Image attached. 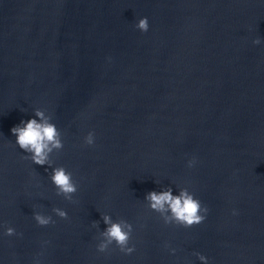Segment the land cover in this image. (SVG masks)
<instances>
[{"label":"water","instance_id":"water-1","mask_svg":"<svg viewBox=\"0 0 264 264\" xmlns=\"http://www.w3.org/2000/svg\"><path fill=\"white\" fill-rule=\"evenodd\" d=\"M37 107L62 133L51 158L73 172L72 201L12 142ZM169 184L206 219L148 209L145 193ZM101 213L133 224V253L97 251ZM0 223L21 234L0 236V264H264V3L0 0Z\"/></svg>","mask_w":264,"mask_h":264},{"label":"clouds","instance_id":"clouds-1","mask_svg":"<svg viewBox=\"0 0 264 264\" xmlns=\"http://www.w3.org/2000/svg\"><path fill=\"white\" fill-rule=\"evenodd\" d=\"M264 3V0H260ZM149 20L147 16L138 18L134 27L141 32L149 30ZM253 44H260L261 39L257 37ZM24 111V109H22ZM15 137L13 144L22 150L23 158L30 160L35 165L47 166L49 179L54 186L57 196H62L65 200L72 201L73 194L78 190V183L73 178V172L69 171L64 165L56 164L51 158L54 151H59L64 147L62 133L53 118L46 109L35 108L33 115L27 119H21L10 129ZM96 136L94 131H88L83 137V144L94 145ZM196 163V158L192 157L187 161L189 168ZM155 183L160 184L156 180ZM174 191L172 184L161 185L159 190L153 189L147 191L143 200L146 207L160 215L165 224H177L183 227H190L193 224H199L206 219L208 208L202 205L201 201L196 198L193 192L187 187L175 186ZM52 212L60 217L67 218L68 212L61 207H54ZM236 210L233 209V214ZM35 222L40 226H46L55 223L51 214L41 211L33 213ZM102 221L105 228L99 231V242L96 244L98 252H105L110 245L115 244L119 250L125 254H131L135 251V245L130 244V239L134 230L133 224L123 218L113 219L109 213H101ZM100 221H94L93 226H97ZM0 236L21 235L16 232L12 226H5L0 223ZM175 252V248L170 249ZM201 264H209V258L197 252Z\"/></svg>","mask_w":264,"mask_h":264}]
</instances>
